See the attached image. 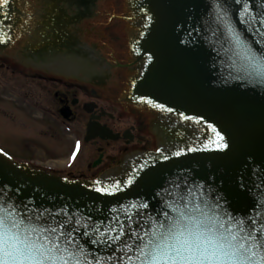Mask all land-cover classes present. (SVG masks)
Returning <instances> with one entry per match:
<instances>
[{"label": "water", "instance_id": "water-1", "mask_svg": "<svg viewBox=\"0 0 264 264\" xmlns=\"http://www.w3.org/2000/svg\"><path fill=\"white\" fill-rule=\"evenodd\" d=\"M128 2L133 16L141 21L132 49L146 65L133 84L132 97L184 120L190 118L196 126L204 125L209 139L193 154L167 155V160L154 157L133 178L120 181V190L112 195L96 191L111 186L105 179L99 180L101 184L68 181L0 155V198L19 206L18 212L24 216L34 217L45 209L55 214L63 208L69 215L75 213L84 220L91 216L93 224L118 229L115 216L127 229L129 222L119 211L122 206L148 203L147 213L155 217L163 206L164 190H175L173 182H179L183 192L199 184L210 205H221V214L226 209L246 224L254 220L260 228L264 225V83L235 78L240 74L238 49L211 22L214 0ZM245 3L249 18L255 17L251 22L242 15ZM225 6L241 39L264 55V0H227ZM63 115L68 118L67 113ZM212 127L224 136L227 148L218 150L214 143L209 144L216 139ZM88 129L87 140L96 136L117 139L98 125ZM132 228L137 224L132 223ZM87 247L99 252L97 246Z\"/></svg>", "mask_w": 264, "mask_h": 264}, {"label": "snow or ice", "instance_id": "snow-or-ice-1", "mask_svg": "<svg viewBox=\"0 0 264 264\" xmlns=\"http://www.w3.org/2000/svg\"><path fill=\"white\" fill-rule=\"evenodd\" d=\"M226 3L227 0H214L210 19L238 49L240 74L235 78L264 83V55H258L241 39L232 26ZM8 4L9 0H0V7ZM248 12L245 3L242 15L250 22L255 20V17L249 18ZM156 107L164 108L163 105ZM212 132L216 139H210L209 144L214 143L218 150L227 148L224 136L215 127ZM79 147L77 142V151ZM75 155L73 152V158ZM175 155L180 156L181 152ZM127 183L132 184V180ZM183 183L187 184V180ZM173 184L175 190H164L163 206L155 217L147 213L148 203L122 206L119 211L129 222L127 229L115 216L113 221L119 225L118 229L93 224L91 216L84 220L75 213L69 215L63 208L55 214L45 209L34 217L24 216L19 214V206L6 204L0 198V264H112L113 261L119 264H264V225L257 228L254 220L246 224L243 218L233 216L226 209L221 214V205H210L200 191L202 185L196 184L183 192L179 182ZM120 188L121 182L117 181L110 187H97L96 191L112 195ZM111 211L115 213L117 209ZM61 216L62 219L57 218ZM132 223L137 228H132ZM88 244L97 246L99 252H93ZM104 252L109 254H100ZM116 252L121 255L117 257Z\"/></svg>", "mask_w": 264, "mask_h": 264}, {"label": "flooded vegetation", "instance_id": "flooded-vegetation-1", "mask_svg": "<svg viewBox=\"0 0 264 264\" xmlns=\"http://www.w3.org/2000/svg\"><path fill=\"white\" fill-rule=\"evenodd\" d=\"M75 1L42 0V6L33 8L18 1V6L6 17L10 29L5 35L14 37L8 48L0 52V70H5L18 82V98L26 112L31 108L47 111L61 125H82V150L90 145L98 156L87 166L92 175L81 174L77 178L92 180L120 166L127 156L156 150L157 133L152 126L159 114L130 103L127 96L130 79L138 68L128 43L132 29L134 31L131 22L111 15L109 23L104 25L101 21L106 13L100 11L83 17L80 11L83 8L72 5ZM121 14L125 16L128 11L121 7ZM98 17H101L99 22L93 23L90 30H80L82 21ZM77 23L79 27L71 34L69 27ZM59 54H65L73 68L63 70L58 65L51 66ZM88 60L95 64L90 66ZM108 74L111 79L115 78L113 86ZM63 111L69 114L68 120L62 118ZM122 118H130L133 124L127 126L128 122H121ZM90 122L109 128L119 135L118 139L96 137L84 142ZM111 144L118 147L114 155H106L105 148Z\"/></svg>", "mask_w": 264, "mask_h": 264}, {"label": "rangeland", "instance_id": "rangeland-1", "mask_svg": "<svg viewBox=\"0 0 264 264\" xmlns=\"http://www.w3.org/2000/svg\"><path fill=\"white\" fill-rule=\"evenodd\" d=\"M22 1L31 8L43 5V3L41 4L42 0ZM96 1L98 0H76L72 5L83 8L80 10L83 17L84 15H92V13H100V11L107 13L108 16L121 14L120 7L124 6L123 0H102L96 4V7L99 6L96 11L94 7ZM100 18L94 20L88 18L82 21L80 30L84 28L90 30L93 23L99 22ZM78 27L79 23L70 26V33H75L73 29ZM81 35L83 38V33ZM96 46L98 45L96 44ZM104 58H106V53ZM110 77L111 75L108 74L107 78ZM107 78L105 81L108 82ZM112 78L109 79L111 86L115 82V78ZM17 83L9 73L0 70V147L6 150L13 160L30 164L33 168L47 172L53 171L61 175L71 172L74 176L81 174L86 177L91 176L87 166L97 158L98 152L90 145H87L82 152L81 150L77 151L76 139L82 140L84 135L82 125L80 123L61 125L47 111L43 112L31 108L29 113L26 112L24 109L26 107L20 105L18 98L20 86ZM15 103L18 104L19 108ZM28 118H32V120H28ZM121 120L124 123L128 122L126 123L127 126L130 123L133 124L130 118H122ZM179 124L180 122L176 120L164 122V125H167V128L165 127L167 139L171 143L175 141L178 143L177 145L173 144L172 147L192 146L195 141L200 140L201 137H197L203 134H199L192 125L189 127L184 125L185 123H181L182 126ZM179 139L182 141H178ZM117 147L118 145L111 144L105 148L106 155H114V150ZM73 152H76L75 158H73ZM123 180L125 179H115L112 180V183Z\"/></svg>", "mask_w": 264, "mask_h": 264}, {"label": "bare ground", "instance_id": "bare-ground-1", "mask_svg": "<svg viewBox=\"0 0 264 264\" xmlns=\"http://www.w3.org/2000/svg\"><path fill=\"white\" fill-rule=\"evenodd\" d=\"M56 29H58V28H56ZM88 63H89L90 66H92V63L95 64L94 61H90V60H88ZM50 64H51V66H53V67L56 68V64H55V62H52V63H50ZM60 64H61V65H60ZM45 65H47V64H45ZM70 65H71V64H70L69 62H66V61L58 62V66H59L61 69H63V70H66V68H67V69L73 68V67H71ZM131 163H132V162L128 160L127 163H126L123 167L120 168V170H122V171H120V172H118V173H121V172H123V171H126V170L130 169V164H131ZM115 173H116V171H115L113 174H115ZM118 173H117V174H118Z\"/></svg>", "mask_w": 264, "mask_h": 264}]
</instances>
